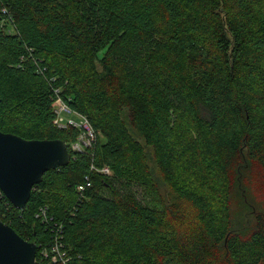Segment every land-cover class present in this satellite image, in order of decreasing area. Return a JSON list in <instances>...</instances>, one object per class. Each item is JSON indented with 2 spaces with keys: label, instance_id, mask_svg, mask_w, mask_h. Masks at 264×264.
Masks as SVG:
<instances>
[{
  "label": "trees",
  "instance_id": "16d2710c",
  "mask_svg": "<svg viewBox=\"0 0 264 264\" xmlns=\"http://www.w3.org/2000/svg\"><path fill=\"white\" fill-rule=\"evenodd\" d=\"M0 130L67 143L0 220L70 264H264V0H0Z\"/></svg>",
  "mask_w": 264,
  "mask_h": 264
},
{
  "label": "water",
  "instance_id": "95a60500",
  "mask_svg": "<svg viewBox=\"0 0 264 264\" xmlns=\"http://www.w3.org/2000/svg\"><path fill=\"white\" fill-rule=\"evenodd\" d=\"M70 158L61 139H24L0 130V189L21 210L43 174L67 165ZM36 248L0 220V264H35Z\"/></svg>",
  "mask_w": 264,
  "mask_h": 264
},
{
  "label": "built area",
  "instance_id": "2783aa9c",
  "mask_svg": "<svg viewBox=\"0 0 264 264\" xmlns=\"http://www.w3.org/2000/svg\"><path fill=\"white\" fill-rule=\"evenodd\" d=\"M54 111L56 113V125L58 128L65 129L67 127H75L79 130L76 140L70 143V149L72 152H81L84 147H91L95 143V140L97 139V131L93 128L89 119L83 113L72 110L60 97L59 100L55 102ZM91 169H95L94 165H91ZM98 171L105 174L110 172L107 166L101 167ZM90 185L91 180L88 175H85L84 181L76 186V191L83 193ZM4 197L6 198L0 189V202H2L4 207L7 208L10 202L4 201ZM46 212L47 207H39L35 217H40L43 221L50 220L51 218H47ZM36 245L37 248H40L38 255L39 261L37 263V260L35 259V264H70V256L67 253L62 235L52 236L51 241L43 246L37 243Z\"/></svg>",
  "mask_w": 264,
  "mask_h": 264
},
{
  "label": "rangeland",
  "instance_id": "374dc122",
  "mask_svg": "<svg viewBox=\"0 0 264 264\" xmlns=\"http://www.w3.org/2000/svg\"><path fill=\"white\" fill-rule=\"evenodd\" d=\"M54 93L55 95H57L56 91ZM58 100H59V95H57L55 102H57ZM98 135L101 140L104 139L102 133H100L99 131H97V136ZM147 157H148V160H150V162H153V163L155 162L154 153L152 151V147L150 146L147 147ZM248 170H251L250 174L252 175L255 173V170L252 166ZM249 192L254 197V202L256 204V207L264 213V193L262 192V189L258 187V184H256L255 180L253 181V184L250 186Z\"/></svg>",
  "mask_w": 264,
  "mask_h": 264
}]
</instances>
